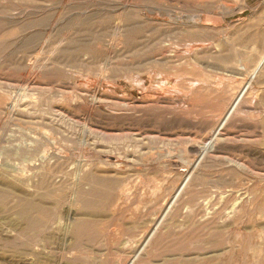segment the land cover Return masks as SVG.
I'll return each mask as SVG.
<instances>
[{
    "label": "rangeland",
    "instance_id": "1",
    "mask_svg": "<svg viewBox=\"0 0 264 264\" xmlns=\"http://www.w3.org/2000/svg\"><path fill=\"white\" fill-rule=\"evenodd\" d=\"M263 56L264 0H0V264H264Z\"/></svg>",
    "mask_w": 264,
    "mask_h": 264
},
{
    "label": "bare ground",
    "instance_id": "2",
    "mask_svg": "<svg viewBox=\"0 0 264 264\" xmlns=\"http://www.w3.org/2000/svg\"><path fill=\"white\" fill-rule=\"evenodd\" d=\"M238 66L237 67H234L233 70L231 71V77L233 78V76H245L247 73H249L251 76L255 75V74H258V73H263L264 72V56L250 69H248L243 63L241 60H238ZM264 75V74H263ZM248 79V78H247ZM250 81H247L245 82V84L241 87L240 91L238 92V94L236 95V98L234 99L232 105L230 106V109H229V112H228V117L234 112V110L238 107V104L241 102L242 98L244 97V95L246 94L247 90L249 89V86L250 85ZM227 117V118H228ZM223 122H225L223 120ZM223 124V123H222ZM222 125H220V128H221ZM219 128V129H220ZM219 135H221V133L218 131L215 132V134L213 136H211L210 138H208L202 146L199 147V152H200V157L198 158V160L194 161L193 163H190L189 164L191 165V170L190 172H188L187 176L184 177V185H188V184H191L195 179H196V171H197V167L198 165L200 164L199 162L201 161V159L207 154V153H210V152H213L216 150V144H217V140L220 139L219 138ZM226 138V137H225ZM230 138V137H229ZM220 141V140H219ZM33 151V150H32ZM31 155V156H30ZM23 156V155H22ZM25 156V155H24ZM23 156V157H24ZM29 158H30V161H35L34 160V156L33 154H29ZM28 159V158H27ZM233 161V160H232ZM232 161L229 162V164H232ZM237 161V160H236ZM234 162V161H233ZM238 162V161H237ZM27 163V162H26ZM33 164V162H32ZM238 164V163H237ZM31 168V167H30ZM233 170V169H232ZM226 172V171H225ZM224 171L221 172L220 175L218 176H215V178H211V179H206V177H204V184L205 185H208V184H221V185H225L226 183L228 184V181L226 180V176L227 175H232L234 172L230 170H227V173H225ZM200 178V177H199ZM81 179V178H79ZM200 180V179H199ZM202 180V179H201ZM231 180V179H230ZM81 180H79L80 182ZM77 183L76 184V197H77V201L82 204V209L86 211H88L89 209H91L93 207V200H92V196L96 195V193L94 192V190H86L85 186H83L80 183ZM166 183V182H165ZM202 183V182H201ZM212 184V185H213ZM234 184V183H232ZM215 186V185H214ZM232 186V185H231ZM209 187V186H208ZM181 188V187H180ZM219 189V188H218ZM217 189V190H218ZM216 190V189H215ZM221 190V189H220ZM219 192L221 193L222 197L225 199H227V197L229 196L227 191H220ZM223 190V189H222ZM231 190V189H230ZM234 190V189H233ZM154 191H156L154 189ZM153 191V192H154ZM179 192V191H178ZM216 192H212L210 193V195L206 194V192H203V191H200L198 193V195H201L199 198H197V200H192V201H189V206L188 208H193L195 206L193 205H196L198 204L199 202H209L212 198H214L215 196H217V194H215ZM233 192H231L232 194ZM174 195V194H173ZM177 195V194H176ZM208 195V196H207ZM203 196H206V197H203ZM235 196V195H234ZM233 197V196H232ZM174 198V197H173ZM172 198V199H173ZM237 199V198H236ZM235 199V200H236ZM171 201V200H170ZM174 201V200H173ZM238 201V200H237ZM254 201V200H253ZM252 201V202H253ZM172 203V202H171ZM171 205V204H170ZM169 205V206H170ZM229 205V204H228ZM227 206V205H226ZM230 206V205H229ZM171 207V206H170ZM235 207V206H234ZM226 208V207H225ZM168 211H169V207L166 208L165 210L161 211V212H158L156 215V221L155 223L152 225L150 231L147 233V235L145 236V239H146V242L148 243L152 238L153 236L156 234V232L158 231V229L160 228V226L162 225L166 215L168 214ZM222 212V211H220ZM87 213V212H86ZM190 213V212H189ZM219 215V214H218ZM224 215V214H223ZM69 216V215H68ZM216 218H219V217H216ZM217 220V219H215ZM37 222H32V225L36 224ZM89 226H91L90 222L88 220H83L79 223L76 224L75 227H73V233L77 236V237H82L84 236L85 234H89L91 233L92 229H89ZM92 227V226H91ZM115 232V231H114ZM144 235V234H143ZM144 247V246H143ZM70 257V256H69ZM134 260V259H133Z\"/></svg>",
    "mask_w": 264,
    "mask_h": 264
},
{
    "label": "water",
    "instance_id": "3",
    "mask_svg": "<svg viewBox=\"0 0 264 264\" xmlns=\"http://www.w3.org/2000/svg\"><path fill=\"white\" fill-rule=\"evenodd\" d=\"M203 23L210 26H226L227 23L222 16L215 14H203L202 15Z\"/></svg>",
    "mask_w": 264,
    "mask_h": 264
}]
</instances>
